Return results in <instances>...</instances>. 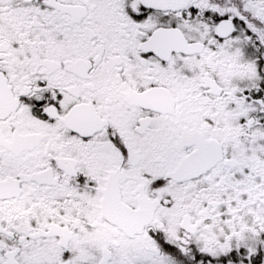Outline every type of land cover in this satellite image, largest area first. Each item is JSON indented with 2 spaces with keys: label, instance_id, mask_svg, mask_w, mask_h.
<instances>
[{
  "label": "snow or ice",
  "instance_id": "obj_1",
  "mask_svg": "<svg viewBox=\"0 0 264 264\" xmlns=\"http://www.w3.org/2000/svg\"><path fill=\"white\" fill-rule=\"evenodd\" d=\"M0 264H264V0H0Z\"/></svg>",
  "mask_w": 264,
  "mask_h": 264
}]
</instances>
